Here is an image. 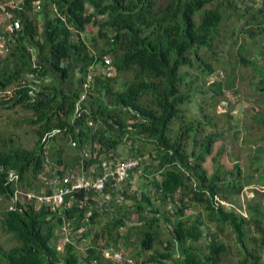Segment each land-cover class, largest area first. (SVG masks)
<instances>
[{
    "label": "trees",
    "instance_id": "obj_1",
    "mask_svg": "<svg viewBox=\"0 0 264 264\" xmlns=\"http://www.w3.org/2000/svg\"><path fill=\"white\" fill-rule=\"evenodd\" d=\"M234 2L22 0V9L12 10L21 24L14 33L5 31L3 22L0 25V37L4 39V47L0 48V94L6 99L1 102L8 110L30 112L34 118L30 124L38 127V137L33 148L11 145L0 149V198L7 201L6 207L0 209V224L3 232L15 241L9 250L0 247L1 264H112L101 251L110 242L127 245L132 229L138 231L140 254H147L141 260L126 256L135 263L167 264L173 253L179 252L172 264H231L223 258L228 248L215 238L206 246L204 255L195 251L192 244L202 236V222L198 217L192 224L183 220L188 203L199 205L207 221L232 229L237 243L247 251V257L237 264H264L260 255L264 251L262 218L248 220L213 201L214 196L230 201L231 195H240L243 186L230 179L222 180L218 168L211 177L206 175L201 164L211 154L215 136L207 135L197 142L193 138L197 132L194 123L185 121L181 111L190 102V92L181 89L182 84L190 85L183 69L196 67L206 74L212 72L198 50L207 49L214 54L212 41L219 35L227 14L220 10L237 9ZM211 4L217 5V9L205 10ZM239 15L254 21L261 16L264 21V5L248 6ZM89 25L97 28V37L92 38L93 50L82 38ZM250 36L254 37V32L250 31ZM98 41L102 43L99 45ZM94 66L106 71L110 67L115 77H110L109 71L93 72ZM75 68L82 75V86L93 74L82 101V92L62 88ZM120 74L129 75L130 79L124 78L122 89H116V75ZM213 87L220 92L219 84ZM175 121L180 123L178 132L171 131ZM7 140L13 142L11 138ZM136 142L142 145L135 146ZM67 146L73 152L70 160L64 157ZM124 147L128 149L126 155L121 151ZM130 159L137 160L138 165L129 170L128 178L121 184L115 186L114 180H109L101 193L88 190L66 195L57 212L39 206L36 199L18 196V200H12L16 192L51 194L56 189V179L61 181L70 173L96 177L102 171L103 161L116 166ZM74 165L80 173L72 170ZM236 168L240 172L238 165ZM9 171L16 173V181H8ZM138 173L146 180L148 175L151 177L147 182L149 188L146 194H140L132 212L116 215L108 227L109 242L102 247L89 246L82 260L76 244L68 242L61 246L63 223L79 230L83 240L90 233L86 226L100 215L95 209V198L106 195L114 203L116 195L123 197L126 193V189L121 190L123 186L132 185ZM225 177L228 178L227 172ZM43 182L51 188L41 190ZM176 196L177 201L172 202ZM156 201L174 204L176 223L160 214ZM250 208L260 213L257 206ZM133 212L138 216L136 223L142 224L139 229L127 220L126 214ZM84 218L88 222L83 225ZM251 227L261 237L260 243V238L252 237L259 251L247 250L246 236ZM161 230L166 233L164 242L159 238ZM103 235L96 234L93 241ZM155 242L165 245L163 252L154 249Z\"/></svg>",
    "mask_w": 264,
    "mask_h": 264
},
{
    "label": "rangeland",
    "instance_id": "obj_2",
    "mask_svg": "<svg viewBox=\"0 0 264 264\" xmlns=\"http://www.w3.org/2000/svg\"><path fill=\"white\" fill-rule=\"evenodd\" d=\"M232 1H235L237 9L220 10L221 13L227 12V14L219 29V35L215 36L212 41L211 51L214 54H211L207 49L198 50L201 60L210 66L212 72L206 74L196 67L188 70L183 69V71L188 73L187 82L190 85L182 84L181 89L183 92H190V102L185 104L181 111L185 121L194 123L197 132L193 138L197 142L207 135L215 136L212 141L211 154L205 156L201 164L206 175L211 177L213 171L218 168L220 169L222 180L228 182L230 179L243 186L240 195H231L230 198L232 200L228 201L223 198L220 200L218 196H214L213 201L221 204L228 211L231 209L235 210L248 220L258 216L260 219L262 218L261 221L264 224V218L262 217L264 216V31L259 29L264 28V21L261 16L256 20L262 21V24H257L258 21H254L252 17H250V20L245 17L239 18L240 11L242 12V10L252 5H255V8H259V6L264 5V0ZM214 9H217L215 4L205 7L207 11ZM250 31L254 32V37L250 36ZM96 37L97 28L92 25L87 26L82 38L91 50H93L91 46L92 38ZM101 43L102 41H98L99 45ZM76 69H73L70 80L62 88L66 91L82 92L81 99L85 100L87 93L85 90L93 74L90 73L88 82L85 86H82V75L77 73ZM91 70L101 74H106L109 71L110 77H115L110 67L107 68V71L106 68L99 66H94ZM116 78V89H122L124 78L130 79L129 75L126 77L123 74H120V77L116 75ZM213 84L220 85V92L213 87ZM1 101H6V99H3L2 94H0V149H7L11 145L33 148L38 137V127L30 124V121L34 119L32 114L19 108L8 110V106L2 104ZM179 126V122H173L171 131L178 132ZM9 138L13 142H9L7 140ZM188 143H192L191 138ZM139 145L142 144L136 142L135 146ZM147 147L151 146L148 145ZM190 147L191 145H189L188 150H190ZM88 149L89 147H87ZM127 150L126 147L121 148L122 154L126 155ZM220 151L222 152L220 153ZM154 153H156L155 150H153ZM72 156V149L67 146L64 157L70 160ZM148 161V158L145 159L146 163ZM237 165L240 172L236 168ZM72 170L77 173L81 172L77 165H74ZM225 172H227L228 178L225 177ZM139 175L140 173L134 175L133 180L131 179L132 185L123 186L121 190L125 191L126 189V193L123 194V197L116 195L114 203L113 199L106 195L95 198L97 201L95 209L100 215L94 220L93 224L89 223L86 226L90 232L86 238L80 239L78 235L80 231L74 230L73 226L71 227L69 242L76 244L80 260L86 256V249L89 246L96 244L102 247L109 242L107 238L109 234L107 232L109 230L108 227H110L116 215H122L126 211L132 212L140 199V194L142 192L146 194V190L149 188L147 187V182L151 177L149 178L148 175L146 180ZM40 186L41 190L51 188L48 182H43ZM177 199L178 196L172 202H176ZM186 201L188 202V200ZM172 202L162 204L156 201L155 206L160 210V214H164L170 219L171 223H176L177 219L174 216L176 208ZM6 205L7 201L0 198V209H3ZM251 206L252 208L257 206L260 213L258 212L259 214H257L253 211L250 208ZM89 207L92 208V206ZM126 217L127 220L133 223L129 225L138 226V229L142 226V224L136 223L138 216L135 212L127 213ZM196 217L202 222L199 227L202 236L192 244L197 253L204 255L206 246L215 238L228 248V252L223 256L224 262L237 264L247 257L246 249L237 243L236 236L229 226L220 227L215 222L207 221L199 205L188 203V209L183 220L187 221L188 224H192ZM87 222L88 220L84 218L83 225L87 224ZM161 222L159 226H161ZM162 225L164 228L165 225L163 223ZM123 230L126 231L127 227ZM96 234L104 235L93 241ZM111 234L114 235V231H111ZM165 234L163 230L160 231L159 238L162 242L166 240ZM138 237V231L132 229L128 236L127 245L122 242L119 245H113L110 242V245L104 249H119L126 256H130L134 260H141L146 258L147 254H140L141 249ZM252 237L260 238L259 243L261 242V237L257 234L254 227L248 229L246 236L247 250L255 251L256 249L259 251L260 249L253 244ZM64 244L66 243L62 241L61 246ZM14 245L15 241L10 235L3 232L0 224V247L4 250H9ZM153 246L158 252H163L165 247L164 244L160 245L158 242H155ZM260 255L262 262H264V251ZM178 256L179 252L173 253V258L169 259L167 264H172L173 260L177 259ZM111 263L123 264L114 263L113 261Z\"/></svg>",
    "mask_w": 264,
    "mask_h": 264
},
{
    "label": "built area",
    "instance_id": "obj_3",
    "mask_svg": "<svg viewBox=\"0 0 264 264\" xmlns=\"http://www.w3.org/2000/svg\"><path fill=\"white\" fill-rule=\"evenodd\" d=\"M12 1H8V3H4L6 1H0V13L4 14V16L0 18V25L3 22L5 24V31L9 33H14L18 25L21 24V21L14 18L12 10H15L16 8L22 9V5L19 4L18 6ZM3 47L4 39L0 37V48ZM47 82H49V79H47ZM82 100L83 99H81V101ZM76 115L79 116L78 106L76 110ZM47 137L48 135L45 136V139ZM137 165V160L133 159L117 164L116 166L110 165L109 162L103 161L101 163L102 171L96 177H78L73 175V173H70V175L65 176L61 181H55L56 189L51 194L42 195L38 192L33 193L31 191V193L29 192L26 194L16 192L13 195L12 200L15 202L16 200H18V196H22V199L27 198L30 201L36 199V203L38 202L39 206L50 207L53 212H57L58 207H60L63 202L64 196L69 195L71 193L88 190H93L96 193H101L109 180H114L115 186L121 184L123 181H125L126 178H128L129 170L134 169V167H136ZM7 179L9 182H14L18 179V176L14 171H9ZM60 233L63 236V242L68 243L71 234V226L68 222L63 223L60 228ZM101 254L103 258L110 259L114 263L117 262L123 264H139L126 258L123 252H116L110 248L103 249L101 251Z\"/></svg>",
    "mask_w": 264,
    "mask_h": 264
},
{
    "label": "crops",
    "instance_id": "obj_4",
    "mask_svg": "<svg viewBox=\"0 0 264 264\" xmlns=\"http://www.w3.org/2000/svg\"><path fill=\"white\" fill-rule=\"evenodd\" d=\"M1 2H8V1H12V0H0ZM14 4H17L19 6V4H21L23 6V3L21 2V0H13L12 1ZM4 26V25H3ZM102 255V254H101ZM125 257H126V254L124 253Z\"/></svg>",
    "mask_w": 264,
    "mask_h": 264
}]
</instances>
